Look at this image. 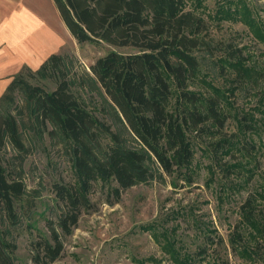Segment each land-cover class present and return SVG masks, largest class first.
Segmentation results:
<instances>
[{"label":"trees","instance_id":"obj_1","mask_svg":"<svg viewBox=\"0 0 264 264\" xmlns=\"http://www.w3.org/2000/svg\"><path fill=\"white\" fill-rule=\"evenodd\" d=\"M187 1L54 0L79 43L105 42L131 51L111 49L91 72L81 74L73 71L71 55L52 54L36 70L25 67L0 99V264H23L17 254L19 230L33 218L45 191L53 195L46 219L49 236L39 233L31 241L34 264H53L62 256L65 238L81 215L94 208L91 193L98 183H115L109 186L113 204L135 185L166 181V175L174 174L190 179L192 135H221L229 117L228 90H259L264 105V61L234 39L214 38L210 20L187 8ZM229 4L234 9L222 17H238L264 45V20L253 7L246 0ZM204 66L226 75L229 88L205 81L204 91L190 89L199 84ZM24 76L52 79L56 87L31 85L11 108H4L3 100H10V90ZM83 90L97 94L111 121L93 110ZM237 117L244 134L260 130L253 116ZM46 135L69 163L72 181L55 180L49 187L43 173L28 183L25 163L36 148L35 138ZM221 138L217 144L231 148L234 140ZM237 142L246 155L256 151L250 139ZM245 206L248 222L264 238V218H257L251 200ZM208 239L213 242L210 235ZM230 243L248 256L254 250L237 230Z\"/></svg>","mask_w":264,"mask_h":264},{"label":"rangeland","instance_id":"obj_2","mask_svg":"<svg viewBox=\"0 0 264 264\" xmlns=\"http://www.w3.org/2000/svg\"><path fill=\"white\" fill-rule=\"evenodd\" d=\"M231 1L239 0H188L187 8L196 9L210 20L214 38L234 39L264 61V45L255 41L248 26L238 17H222L225 10L234 9ZM246 1L255 16L264 20V0ZM111 49L131 51L105 42H78L72 46L68 41L63 53L74 58L73 71L81 74L91 72L95 61ZM20 79L8 94L10 100H3L4 108H11L31 85L39 84L47 90L56 87L52 79ZM226 80V75L212 73L204 66L197 79L199 84L190 89L204 91L205 81H210L227 90ZM260 93L256 89L227 91L229 117L222 136L192 135L195 157L190 179L174 174L166 175V181L135 185L124 190L121 199L113 204L109 203L113 199L109 186L115 183H98L91 193L94 208L81 215L78 226L65 238L62 256L53 264H264V238L248 222L250 209L245 206L251 200L257 218H264V105ZM82 94L99 116L111 121L108 115L104 116L97 94L86 90ZM238 113L253 116L260 125L258 133L244 134ZM221 137L234 140L231 148L223 149L217 144ZM239 138L255 142L256 151L250 155L241 152ZM35 140L36 148L25 163L28 183L33 184V176L43 173L49 187L55 180L72 181L69 163L51 146L49 137ZM52 203V193L45 191L33 218L19 230L17 254L23 264H34L29 250L31 241L39 233L49 236L46 219ZM236 230L243 233L246 245L254 248L250 256L232 249L230 238Z\"/></svg>","mask_w":264,"mask_h":264},{"label":"crops","instance_id":"obj_3","mask_svg":"<svg viewBox=\"0 0 264 264\" xmlns=\"http://www.w3.org/2000/svg\"><path fill=\"white\" fill-rule=\"evenodd\" d=\"M78 44L54 0H0V99L25 67Z\"/></svg>","mask_w":264,"mask_h":264}]
</instances>
